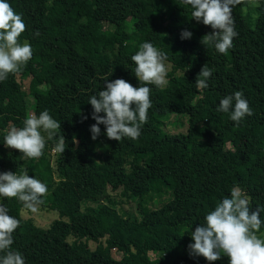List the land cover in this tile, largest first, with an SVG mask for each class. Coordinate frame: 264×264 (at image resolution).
<instances>
[{"label":"trees","instance_id":"1","mask_svg":"<svg viewBox=\"0 0 264 264\" xmlns=\"http://www.w3.org/2000/svg\"><path fill=\"white\" fill-rule=\"evenodd\" d=\"M7 2L22 15L27 28L20 39L31 44L33 55L21 71L0 81V172L20 175L27 169L47 185L40 206L58 214L44 228L22 216L31 209L17 198L0 197L20 221L12 250L22 253L25 264H229L223 254L213 262L193 257L188 245L191 231L235 186L253 209L264 208V0L233 8L238 35L227 54L201 43L213 29L191 18L184 0ZM185 29L191 38L181 39ZM144 42L167 54V85H149L152 107L138 139H109L100 124L93 140L90 97L103 90L106 78L140 86L131 57ZM203 65L213 73L209 86L198 89ZM18 77L30 78L31 101L24 105L11 94L21 93ZM237 90L253 110L239 124L230 119L231 110L217 111L220 100ZM45 110L60 129L45 138L40 158H25L4 145L12 127ZM172 115L186 117L185 132L165 130ZM62 135L66 148L56 152L53 167L47 152ZM109 189L130 194L132 213L120 216L108 202ZM86 200L98 204L83 206ZM260 217L264 221V212ZM114 224L146 238L123 242L113 235ZM258 235L264 238V224Z\"/></svg>","mask_w":264,"mask_h":264},{"label":"clouds","instance_id":"2","mask_svg":"<svg viewBox=\"0 0 264 264\" xmlns=\"http://www.w3.org/2000/svg\"><path fill=\"white\" fill-rule=\"evenodd\" d=\"M243 2L184 0L192 8L191 18L213 29L203 35L201 43L205 47L214 46L221 54H227L233 47V38L238 33L232 10ZM26 28L22 15L7 0H0V81H5L9 74L21 71L32 58L31 44L27 40L21 42L20 39ZM34 34L38 36L39 32ZM191 36L190 31H181V39H189ZM131 60L136 65L134 73L140 82L139 87H134L122 78L112 81L106 78L103 90L89 99L93 109L92 118L96 121L90 126L93 140L100 135V124L106 126L109 139L119 142L124 138L138 139L142 125L147 123L148 110L152 107V90L149 85L160 88L168 83V67L165 63L167 54L151 42L142 43ZM212 73L213 69L205 65L201 67L199 76L202 78L196 80L198 89L209 86L207 81ZM217 111H230V119L237 124L246 116L253 115V110L240 90L223 97ZM58 129L60 122L53 119L47 110L39 116L33 113L24 120L23 127H12L8 131L4 136V145L18 150L25 158L38 159L45 148V137L41 130L51 140ZM65 142L63 135L60 136L55 144L57 153L64 152ZM47 195V185L29 176L27 169L20 175L12 171L0 172V197L17 198L26 208L35 211L44 202L42 197ZM261 212H264V208L253 209L247 194L240 187H233L230 197L222 199L214 210L206 214L204 223L198 224L191 231L193 242L188 245L189 254L193 257L202 256L209 262L219 260L223 254L228 257L229 264H264V238L258 235L264 224ZM19 225L20 221L9 215L7 207L0 204V253H3L0 255V264H25L22 253L12 250L13 233Z\"/></svg>","mask_w":264,"mask_h":264},{"label":"rangeland","instance_id":"3","mask_svg":"<svg viewBox=\"0 0 264 264\" xmlns=\"http://www.w3.org/2000/svg\"><path fill=\"white\" fill-rule=\"evenodd\" d=\"M253 6V5H252ZM116 51L114 49L110 50V54L112 56L116 55ZM168 67V72L171 70L170 64L166 63ZM30 78H17L18 84H20V91L16 92V90H13L11 92L12 96L15 97V102H20L21 104H26L27 102L31 101V97L28 95V85H29ZM167 85V84H166ZM165 85V86H166ZM15 93H19L17 97L14 95ZM202 98L205 97L207 99L209 95H202ZM31 115V113H30ZM165 130L177 133V132H185L187 128L186 124V117L184 116H170L168 119L165 120ZM42 131V135H44L45 138H47V133ZM8 149H12L9 148ZM48 159L50 161L51 166L54 167L55 165V156L56 151L55 150H48ZM109 194V203L111 206L117 209L120 216L125 218L129 213H132L134 210V201L130 197V194L128 192H125L121 189L118 190H108ZM155 202V201H154ZM98 202H94L91 200H86L83 202V206H93L96 207ZM150 206V205H149ZM159 204H152L150 207H157ZM22 216L24 218H33L35 220V223L41 227H48L52 220L58 217V214L55 211L50 210L47 206H37L36 210L31 212H25L23 211ZM112 233L115 237H118L123 242L130 241V242H138L141 240H145V236H143L140 232H138L136 229L133 228H124L120 226L119 224H114ZM103 242V240H102ZM91 247H95L96 243L90 241L89 242Z\"/></svg>","mask_w":264,"mask_h":264}]
</instances>
